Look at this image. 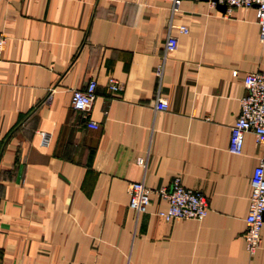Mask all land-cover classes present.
<instances>
[{
    "label": "crops",
    "instance_id": "obj_1",
    "mask_svg": "<svg viewBox=\"0 0 264 264\" xmlns=\"http://www.w3.org/2000/svg\"><path fill=\"white\" fill-rule=\"evenodd\" d=\"M0 30V264H264V223L254 254L242 237L264 147L247 132L241 155L227 150L243 76L264 72L255 7L0 0ZM90 80V110H73ZM175 176L206 196L202 220L157 215ZM130 182L152 189L145 212L129 206Z\"/></svg>",
    "mask_w": 264,
    "mask_h": 264
},
{
    "label": "built area",
    "instance_id": "obj_2",
    "mask_svg": "<svg viewBox=\"0 0 264 264\" xmlns=\"http://www.w3.org/2000/svg\"><path fill=\"white\" fill-rule=\"evenodd\" d=\"M172 4V13L178 11L183 0H169ZM198 1V0H194ZM212 4H225L228 10L232 8L255 7V18L259 36L264 38V0H216ZM178 32L185 34L186 26H178ZM7 42L6 34L0 30V53L4 50ZM177 46V37L168 34L165 41V51L171 52ZM163 72V63L158 64L155 75L160 78ZM233 77L237 71L231 72ZM244 95L240 98L239 115L230 128L227 150L230 154L241 155L244 146V136L252 132L255 141L264 147V72H248L243 76ZM110 92L121 89L116 80L108 79ZM96 81L90 80L83 88L72 90L71 107L75 111L88 112L95 98ZM154 108L165 111L168 108L166 97L158 94ZM90 128H96L97 124L87 121ZM42 144H47L48 137L42 133ZM136 163L145 165L143 157H137ZM251 193L248 202V211L245 216V231L242 234L245 249L252 255L260 247L262 242L261 230L264 223V160L259 159L253 168L250 177ZM129 206L136 212H145L150 204L152 189L143 182H130L128 184ZM157 195L165 201V207L158 210L157 215L165 220H202L207 214V198L196 190L185 187L179 176L173 177L168 187H161Z\"/></svg>",
    "mask_w": 264,
    "mask_h": 264
},
{
    "label": "water",
    "instance_id": "obj_3",
    "mask_svg": "<svg viewBox=\"0 0 264 264\" xmlns=\"http://www.w3.org/2000/svg\"><path fill=\"white\" fill-rule=\"evenodd\" d=\"M212 1H216V0H212ZM218 6H221L222 8H226L225 4H219V3H216Z\"/></svg>",
    "mask_w": 264,
    "mask_h": 264
}]
</instances>
